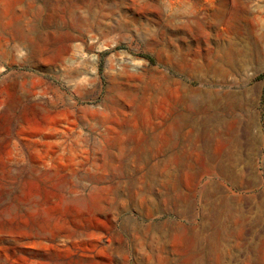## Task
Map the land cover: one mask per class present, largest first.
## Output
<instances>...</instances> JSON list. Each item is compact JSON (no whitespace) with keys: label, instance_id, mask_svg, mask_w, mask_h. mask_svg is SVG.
<instances>
[{"label":"rangeland","instance_id":"obj_1","mask_svg":"<svg viewBox=\"0 0 264 264\" xmlns=\"http://www.w3.org/2000/svg\"><path fill=\"white\" fill-rule=\"evenodd\" d=\"M263 86L264 0H0V264H127L166 179L172 264H264Z\"/></svg>","mask_w":264,"mask_h":264},{"label":"crops","instance_id":"obj_2","mask_svg":"<svg viewBox=\"0 0 264 264\" xmlns=\"http://www.w3.org/2000/svg\"><path fill=\"white\" fill-rule=\"evenodd\" d=\"M152 144V153L167 154L160 161H154L153 167H156L158 163L164 164L161 168H167L165 164L186 163L185 167L191 168L193 166L189 164L196 163L189 157L192 151L180 148L181 146L175 138H166L164 141L154 140ZM168 168H178V166H169ZM161 194L163 200L161 199L162 201L159 203L151 201L149 205L145 204L147 209H145L142 217L149 219L144 221L142 225L136 222L127 229V264H172L173 256L184 250L183 243L185 240H195V249L201 247L202 233L199 230L195 231L194 225L184 224L174 219L185 215L193 216L191 200L193 193L191 189L185 191L184 183L179 179H166L163 180ZM168 209L172 211L170 217L164 215ZM131 226L134 230H131ZM139 237H142V241ZM177 242L179 246H177Z\"/></svg>","mask_w":264,"mask_h":264},{"label":"bare ground","instance_id":"obj_3","mask_svg":"<svg viewBox=\"0 0 264 264\" xmlns=\"http://www.w3.org/2000/svg\"><path fill=\"white\" fill-rule=\"evenodd\" d=\"M228 58H229V57H228ZM229 59H231V58H229ZM219 60H221V61H219V62H221L220 65H222V67H223V65H226V64L229 63V62L227 61V59H226V61H225V59H223V58H221V59H219ZM228 66H229V65H228ZM205 91H206V90H202V89H193V90H191L192 93H194V94L196 93V94H199V95H202L203 92L205 93ZM217 141H218V140H217ZM219 142H220V141H219ZM143 190H144V189H143ZM144 192H145V191H144ZM185 198H186V197H185ZM185 198H184V199H185ZM185 200H186V199H185ZM185 200H184V201H185ZM131 201H132V200H131ZM133 201H134V200H133ZM136 201H137V200H136ZM136 201H135V202H136ZM184 201H183V202H184ZM124 204H125V203H124ZM122 205H123V203H122ZM123 206H124V205H123ZM136 228H137V227H136ZM139 228H140V227H139ZM139 228H138V229H139ZM141 229H142V227H141ZM131 230H134V229H132V226H131ZM137 231H138V230H137ZM137 231H136V232H137ZM135 234H137V233H135ZM142 237H143V236H142ZM142 237H139V238H141V241H142ZM135 239H137V238H135ZM143 239H144V238H143ZM135 242H136V241H135ZM141 243H142V242H141ZM140 245H141V244H140ZM142 245H143V244H142ZM112 255H113V254H112ZM113 257H114V256H113ZM114 258H115V257H114ZM84 259H86V258H84ZM216 260H217V259H216ZM95 261H96V260H95ZM80 262H81V261H78V264H79ZM89 263H90V262H89ZM80 264H81V263H80ZM244 264H245V263H244Z\"/></svg>","mask_w":264,"mask_h":264},{"label":"trees","instance_id":"obj_4","mask_svg":"<svg viewBox=\"0 0 264 264\" xmlns=\"http://www.w3.org/2000/svg\"><path fill=\"white\" fill-rule=\"evenodd\" d=\"M262 97L264 98V86H263V89H262Z\"/></svg>","mask_w":264,"mask_h":264}]
</instances>
